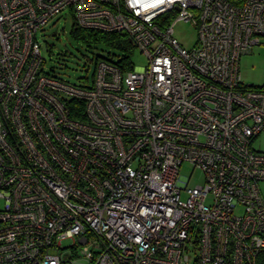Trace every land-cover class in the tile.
I'll list each match as a JSON object with an SVG mask.
<instances>
[{
  "label": "built area",
  "instance_id": "obj_1",
  "mask_svg": "<svg viewBox=\"0 0 264 264\" xmlns=\"http://www.w3.org/2000/svg\"><path fill=\"white\" fill-rule=\"evenodd\" d=\"M64 12L147 66L48 73L38 34ZM263 40L264 0H0V264H264V83L240 69Z\"/></svg>",
  "mask_w": 264,
  "mask_h": 264
},
{
  "label": "rangeland",
  "instance_id": "obj_2",
  "mask_svg": "<svg viewBox=\"0 0 264 264\" xmlns=\"http://www.w3.org/2000/svg\"><path fill=\"white\" fill-rule=\"evenodd\" d=\"M72 27L71 16L64 12L55 17L38 34L45 59V69L48 73L74 85H82L84 78L92 80L95 69L92 63L94 58L98 56L116 62L124 55L121 49L107 44L86 45L83 41L74 39L71 36ZM174 37L188 49L198 46V32L193 23H177L174 28ZM132 65L137 68L147 66L145 56L137 48H134ZM240 69L244 84L261 86L264 83V46L255 47L251 54L244 56L240 62ZM252 148L264 153V131L256 138ZM180 175L190 179L188 182L190 188L202 185L205 180L203 171L189 164L181 167ZM260 188L264 196V182ZM2 205L0 201V208ZM72 245V240L62 242L63 247H68V254L72 250L69 248ZM80 249L81 246L77 245V250L80 251ZM68 257V255L65 256V259Z\"/></svg>",
  "mask_w": 264,
  "mask_h": 264
},
{
  "label": "trees",
  "instance_id": "obj_3",
  "mask_svg": "<svg viewBox=\"0 0 264 264\" xmlns=\"http://www.w3.org/2000/svg\"><path fill=\"white\" fill-rule=\"evenodd\" d=\"M71 36L76 40L83 41L86 45H91L94 43L107 44L124 51V55L122 56V58H120L116 62H113L110 59L97 56L92 61V63H94V66H96L100 61H106L120 66L123 70H129L131 68L132 56L134 54L135 47L127 36L123 34H119L117 32H102L98 30L84 29L77 26L76 23H74V21H73ZM83 80H90V79L84 78ZM261 259L264 260V254L261 255Z\"/></svg>",
  "mask_w": 264,
  "mask_h": 264
},
{
  "label": "water",
  "instance_id": "obj_4",
  "mask_svg": "<svg viewBox=\"0 0 264 264\" xmlns=\"http://www.w3.org/2000/svg\"><path fill=\"white\" fill-rule=\"evenodd\" d=\"M81 244L84 245L85 244V241H81Z\"/></svg>",
  "mask_w": 264,
  "mask_h": 264
}]
</instances>
